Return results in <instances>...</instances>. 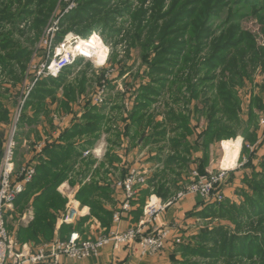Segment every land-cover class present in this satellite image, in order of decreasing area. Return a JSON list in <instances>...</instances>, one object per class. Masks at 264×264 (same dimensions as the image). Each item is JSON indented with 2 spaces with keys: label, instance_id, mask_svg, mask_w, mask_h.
I'll use <instances>...</instances> for the list:
<instances>
[{
  "label": "trees",
  "instance_id": "trees-1",
  "mask_svg": "<svg viewBox=\"0 0 264 264\" xmlns=\"http://www.w3.org/2000/svg\"><path fill=\"white\" fill-rule=\"evenodd\" d=\"M148 1H151V7H145ZM58 2L0 0V74L15 75L13 64H18L24 71L32 56L29 47L14 41L16 33L25 35L18 24L32 17L33 25L29 30L34 29L36 38L40 37ZM77 2L78 8L62 21L63 36L72 32L89 40L95 35L94 31L101 30L100 35L108 44L126 43L128 50L136 48L141 51L140 57L146 65L145 76L149 83H144L136 91L125 135L129 136L134 128L138 136L142 126L145 125V129L153 126L155 120L151 119L152 115L147 110L167 91L170 97L175 98V106L181 108L176 110L168 105L165 122H157L147 141H166L168 133L173 134L174 137L170 139L172 154L166 163L168 168L187 167L193 161L195 152H201L200 165L194 164L192 171L205 176L212 144L229 140L220 143L218 169L221 170L229 165L228 155L230 149L233 150V140L230 139L242 137L245 143L257 141V113L264 112V81L258 87L259 92L251 94L247 119L242 116L243 98L239 92L247 82L253 83L252 74L257 68L264 76V0H138L137 7L129 1L121 2L119 7L115 5V0ZM15 7L17 10L14 12ZM224 14L227 16L225 24L219 31L212 30L213 21ZM119 18H126L128 28L118 23ZM250 19L256 20L259 26L257 31L243 27V21ZM1 22L11 25L12 31L1 33ZM115 57L113 53L112 59ZM72 69L68 67L57 79L40 81L38 88L30 93L24 108L36 102L38 110L35 114H40L44 101L49 97L55 98L61 89L68 102L73 100L77 89L68 85ZM99 81L100 85L108 87L105 75L101 74ZM92 104V100L86 102L81 121L61 136L63 144L47 143L38 165H34V181L20 198V201H29L35 196L32 204L35 218L27 230H22L20 236H23V241L32 240L38 245L50 243L55 214L61 212L66 204L57 189L80 157L74 141L86 137L87 145L93 147L111 122L107 118V107ZM110 109L121 110L118 107ZM9 113L0 104V123L9 124ZM201 118L206 119L205 125L192 126V120L199 123ZM32 120L23 116L21 125H25V121L30 125ZM168 124L172 126L171 131L167 129ZM107 130L109 132L111 128ZM244 150L247 149L243 145ZM115 160L118 161V158ZM93 165L90 162V168ZM248 166H253L251 160ZM260 167L263 169L261 173L254 170L251 177H244L250 189L249 193H244L245 204L238 206L225 198L217 205L202 206L200 211L193 213L202 219L213 217L229 220L235 224L236 231L231 235L224 228H217L211 232H201L197 237L198 243L194 245H178L177 253L184 259L193 256L202 260L201 263L187 260L185 264H233V261L236 264H264V162ZM156 186L154 193L167 201L170 194L168 190L163 193L166 186L160 182ZM110 189L109 185L102 187L91 183L77 195L78 201L83 206H89L91 215L107 229L112 213L104 208L102 200L109 199ZM249 223L251 230L245 232L244 227Z\"/></svg>",
  "mask_w": 264,
  "mask_h": 264
},
{
  "label": "rangeland",
  "instance_id": "rangeland-1",
  "mask_svg": "<svg viewBox=\"0 0 264 264\" xmlns=\"http://www.w3.org/2000/svg\"><path fill=\"white\" fill-rule=\"evenodd\" d=\"M23 3H25L26 0H22ZM129 1L134 7H137L139 5L138 0H115V5H118V7L121 5V2ZM151 1H148L145 5V7H151L152 4H150ZM71 4H74L75 7L73 10H71L68 14H70L72 11L76 10L78 8V2L77 0H59L56 10L54 13L50 16L46 26L42 29V33L40 37L36 38V31L34 29L29 30L30 27L33 25V18H27L23 22L18 24V27L21 31H24L25 35H14V41L21 44L23 47H29V50L32 53V56L30 58V61L26 64V69L23 71L18 64H13L15 68V75H8L6 73L0 74V104L4 109L9 110V124H7L8 129L10 130L12 126V122H14L15 118L20 116V121L22 117H28V119L33 118L31 122L35 123H43V129H46L49 132H54L51 115L53 112V105L55 104L57 100V96L55 98H47L44 101L43 104V110L40 114H35L38 110V103L34 102L32 106H29L27 108L25 107L24 102V95L27 94L30 90L33 92L35 89L38 88V83L45 79H57L53 77H41L38 81V74L41 71V67L46 64L50 59L53 58L55 52L58 49H61L62 47L65 48L64 45L68 43L65 50H71L73 51L75 49V46L80 42L83 41L86 38L80 37L72 32H69L67 35H62V32L64 31V26H62V21L64 19V16L59 23V30L54 34L53 39H49L47 36L48 28H50L53 23L56 21V19L64 12L66 11ZM65 5L64 8L62 6ZM1 7V3H0ZM62 11H61V9ZM17 10V7L14 8V12ZM62 12L59 16L58 14ZM58 16V17H57ZM34 17V16H33ZM226 15H222L220 19H216L213 21L212 30L218 29L220 30V27L225 24ZM126 18H119L118 23H122V25L125 28H128V23L126 22ZM2 23V22H1ZM52 24V25H51ZM243 27L252 31H257L259 29L258 24L256 23L255 19L245 20L243 21ZM29 30V31H28ZM12 31V27L9 24L2 23L1 25V33L7 34L8 32ZM100 31H94V36H92L88 41L89 43L93 44L96 47H100L102 49V55L97 58H80L78 62L73 63L69 67H73L71 73L68 78V85L75 86L74 88L77 89L75 93V98L69 103L71 104V109H77L80 110L83 105L86 104V102H90V100L93 101L92 105H97L94 103V98L98 97L99 94L97 92H101V89L104 91L103 99L105 102L102 103V105H99V107H107V118L111 121L109 125L106 126L107 129L111 128L109 132L105 131V128L101 134L100 142L102 144V149L96 145L97 148L100 149L97 151L98 155L95 154V158L92 157L91 153L94 150L92 147L88 150H85L83 152L84 157H88V159H93L95 162H100V160L105 161L103 162L106 164L105 171L108 172L109 168H112L110 164L115 162V157L118 156L121 162L123 163V171H127L128 169L136 168V170H139L141 172H144V168L146 167L150 173V180L148 182L150 188L157 187L156 183L152 184L151 182L155 181L153 176L157 175L159 177L158 181L161 185H165L166 189L163 191L168 190V193L170 194L167 199L168 202L172 199H174L178 193L184 191L190 184L191 179L193 178V172L192 168H194V164L199 166L200 164V158L196 157L199 156L198 152H195L193 156V161L190 165L187 167H170L167 166V156L168 152L163 150L164 147L168 146V141L164 143H159L157 145L150 144V146L143 152H140L138 148H135V151L133 150L135 145L139 142L140 144L143 142V140H148L149 137L153 134L154 126L157 124V122H165L166 114L168 112V105H170L171 108L179 109L181 106H175L173 103L174 97H170L167 93V91L164 93V95L159 99V101L153 105L149 110H147L148 114H151L152 120H155L153 123V126L150 128L145 129V125L142 126L138 130L139 135H135V130L133 128V131L130 132V135H125V127L127 124H130L129 121V114L131 112L132 106L134 104V100L136 97V91L138 88L143 85L144 83H149L148 77L145 76V70L146 65L143 64L141 57H140V49L132 48L131 51L128 50V45L126 43L122 44H113V42H110L109 44L105 41V39L100 35ZM63 36V37H62ZM70 38L67 40V37ZM72 36V37H71ZM60 37L62 39L60 40ZM79 38L78 40H76ZM35 39V41H34ZM32 41L34 43L32 44ZM67 42V43H66ZM130 51V52H129ZM113 53L116 54V57L112 59ZM68 68V67H67ZM66 68V69H67ZM121 73H124L123 76H121ZM101 74L105 75V79L108 82V87H103V85L99 84V78ZM15 77V79H14ZM252 81L253 83L247 82V85L240 90L239 94L243 98V113L242 116L247 119V107L249 105V101L251 98V94H257L259 92V85L263 83L264 76L261 74V69L257 68L254 73L252 74ZM83 81H85V85H83ZM78 83V85H77ZM67 85V86H68ZM62 90V89H61ZM96 91V92H95ZM254 91V92H253ZM60 93V91L58 92ZM167 93V94H166ZM30 96V95H29ZM67 97L62 93V98ZM68 100V99H67ZM67 102V104H69ZM118 107L121 110H111L110 108ZM60 110L64 113L68 109H66L65 106L60 107ZM56 113V112H55ZM258 114V123H259V129H258V138L255 143H245L243 141V145L246 146L247 150L243 151L242 146V139H230L232 142V149H230L231 153L228 155V161L229 165L221 170H227V174L224 177V179L219 183L217 188V191H214V193H223V196L225 195V189L227 186L231 187V191L229 192L230 195L224 196V200L229 199L235 204L242 205L245 204V196L244 193H249L250 189L248 187V184H245L244 177L249 176L251 177L254 170L256 172L261 173L262 168L260 167V164L264 162V112L263 113H257ZM56 118L53 117V121L55 119L59 120V117L55 115ZM64 117V114H63ZM207 123L205 118H201L200 122L198 123L197 120H192V126L194 125H205ZM30 125L27 124V121H25V126L22 125V130L19 132L18 136V158L21 160L24 158L25 154L30 155L31 153H35L38 155L39 149L35 147L38 145L37 139L35 136V129L32 128ZM168 131L172 130V126L170 124L167 125ZM10 133V132H9ZM38 133V131H37ZM40 135V134H39ZM46 135V134H45ZM119 135V137H118ZM141 135H144L145 137L141 138ZM172 133L170 132L167 136L168 139L173 138ZM51 139V138H50ZM80 140V138H78ZM28 140V141H27ZM33 141H36L33 142ZM78 141V140H77ZM76 141V142H77ZM223 141H229V140H222ZM31 142V143H30ZM136 142V143H135ZM151 142V141H150ZM149 142V143H150ZM220 142L214 143L210 146L209 149V172L207 173H218V171H221L218 169V163L220 159ZM97 143V142H96ZM81 146V145H80ZM80 146L78 148H80ZM95 146V145H94ZM85 147V146H84ZM242 147V149H241ZM104 149V150H103ZM79 151V150H78ZM83 151V150H81ZM86 151H90V155L85 156ZM112 151V155L110 157H107V154H110ZM241 151V152H240ZM106 152V153H105ZM100 153V154H99ZM228 154V150L226 151ZM154 154V156H151ZM170 155L172 153H169ZM203 154V153H202ZM200 154V157L203 155ZM105 155V157H104ZM122 156V158H121ZM99 158V160H97ZM91 159L88 163L85 162V160L80 162L79 168L82 167V171L88 168L90 165ZM111 160H113L111 162ZM192 160V158H191ZM250 160L252 161L253 166H248ZM120 164V163H119ZM25 165V163L18 164L17 162V168ZM126 167L127 170H126ZM121 170V169H120ZM174 170V172H172ZM114 171V170H113ZM113 173V172H112ZM122 173V171H121ZM116 175V174H115ZM122 176V175H121ZM204 176V175H203ZM118 177H120V174H118ZM191 178V179H190ZM159 184V183H158ZM148 185V184H147ZM159 191V190H157ZM156 191V193H157ZM213 193V194H214ZM213 194L208 197H201L199 195H193L196 197V203L199 205V207H207L208 205H217L219 202L215 201ZM137 195V194H136ZM157 195V194H156ZM158 196V195H157ZM160 198V197H158ZM186 198V197H185ZM184 198V199H185ZM64 199V198H63ZM162 199V198H161ZM184 199H181L180 201L175 200L172 205H170L167 209L175 207L178 203L182 202ZM223 200V201H224ZM221 201V202H223ZM147 204V203H146ZM146 206V205H145ZM145 210V207H144ZM192 213H186L183 218V220H180V227H177L178 224H173L172 227H174V230L172 232L171 239L168 241V244L171 242L170 248L167 251V248L165 251H163L159 256H155L152 258L159 259L158 264H185V262H192V263H201L202 260L200 257H189V258H183V256L180 253H177L179 246L178 245H189V244H196L197 237L200 235L201 232L209 231L211 232L213 229L217 228H224L225 231H227L229 234H234L236 231L235 224L230 222L229 220H221L217 218H210V219H202L199 218L196 214ZM188 217V218H187ZM108 219V218H107ZM256 225V224H255ZM254 225V226H255ZM182 226L186 228V230L181 233ZM103 227L105 229H103ZM251 223L247 224L245 228V232L251 230ZM101 229H99L97 232H95L96 236H103L107 235V228L101 223L100 226ZM92 229V228H91ZM90 229V231H92ZM153 230V229H151ZM153 233V231L149 232L148 234ZM95 237L90 232V238ZM181 238V243L176 244L174 240L177 238ZM52 238V237H51ZM50 238V239H51ZM167 244V245H168ZM167 251V253H166ZM175 257V259H174ZM162 258V259H160ZM208 261V260H206ZM233 261V260H231ZM235 261H233V264ZM248 261H244L246 263ZM220 264V263H219Z\"/></svg>",
  "mask_w": 264,
  "mask_h": 264
},
{
  "label": "built area",
  "instance_id": "built-area-1",
  "mask_svg": "<svg viewBox=\"0 0 264 264\" xmlns=\"http://www.w3.org/2000/svg\"><path fill=\"white\" fill-rule=\"evenodd\" d=\"M74 7L75 5L71 4L66 11L58 14L59 16L62 13L59 17L57 16L56 21L48 28L47 37L49 39H53L54 34L59 30L60 20ZM69 38L70 36L67 37V42ZM67 45L68 43L64 45L65 48L58 49L53 58L41 67L36 81L41 77L57 78L67 67L77 62L80 58H87L85 54L81 53L77 45L73 51L65 50ZM103 87H106V85L104 84ZM103 91L101 89L100 93L97 92L99 96L94 98V103L98 106L105 102ZM30 93L31 90L24 95V102ZM19 122L20 116L17 115L7 142H5L4 148L0 149V264H39L46 261L47 258L58 260L61 257L76 261L87 260L99 257L102 249L110 244L115 249L137 244L139 255L142 258L159 256L165 251L174 227H164L153 231L151 234H146L143 231L144 226L148 222L155 221L175 200L180 201L188 195H199L201 197L212 195L214 191H217L216 186L218 187L228 172L227 170H221L218 173H207L205 176H202L199 172H193L191 184L184 191L178 193L174 199L168 202L156 197L150 199L145 206V219L137 228H130L125 232H113L109 235L95 238L88 236L85 239L79 234H73L67 240L57 239L44 244L36 255H31L30 248L27 245L20 246L8 231L6 219V215L14 210L16 201L26 192L36 176V168L32 164H25L17 168L16 149ZM98 150L94 149L91 154L93 156L95 154L98 155ZM88 155H90V151H86L85 156ZM146 181V173L136 170V168L129 169L125 177L118 181L116 187L123 192V202L120 210L114 215L115 223L121 221L123 214L131 211L137 188L144 186ZM213 197L217 202L224 200L222 193H214ZM68 198L67 209L58 220L60 225L75 224L81 214V210L76 206L74 197H71L70 193ZM174 242L180 244L181 238H177Z\"/></svg>",
  "mask_w": 264,
  "mask_h": 264
},
{
  "label": "crops",
  "instance_id": "crops-1",
  "mask_svg": "<svg viewBox=\"0 0 264 264\" xmlns=\"http://www.w3.org/2000/svg\"><path fill=\"white\" fill-rule=\"evenodd\" d=\"M77 85H78V83H77ZM67 102H68V100L65 97L62 98V91L60 90V93H58V95H57V100H56L55 104L53 105L54 109H53V112L51 115V120H52L51 122H52L53 129H54L53 133L49 132L47 129L45 131V129H43V123H38V124L35 122L32 123L31 127L36 128L34 132H35L36 138H38L37 143L39 146H37V145L35 146L39 149L38 155L35 153H31L30 155L25 154L24 158H22L21 160L18 158L19 157L18 156L19 154L17 151L18 145H19L18 136H19L20 130H22L21 121L18 123L16 164L18 162V164L25 163V164H32V165L37 166L39 163L38 162L39 158L43 156V151H44L47 143H49V144H63L61 142V139H60L61 136L67 130H70L73 125H75L76 123H79L81 121V118H82V116L85 112V109H86V104L83 105L80 110L71 109L72 102L71 103L68 102L69 104H67ZM64 104L67 105L66 109H68L66 111V113H64L60 110V107H63ZM63 114H64V117H63ZM55 115L62 116V117H59V120L55 119V121H53V117L56 118ZM31 119H33V118H31ZM161 122H163V121H161ZM12 123H14V122H12ZM7 124L8 123H6V124L0 123V149L1 150L4 148L5 142H7L8 138L10 136L9 132H11V129L13 126V124H12V126L9 130L7 127L8 126ZM23 126L27 127L25 125H23ZM37 131H38V133H37ZM172 137H174V136H172ZM239 138L242 139V146H243L244 139L242 137H239ZM87 139L88 138L83 137V138H80V140L76 139L74 141L75 147H77V150H79V152H80V157L77 160V162L75 163L73 170L68 175L67 179L57 189V191L61 195V197L64 198L66 204H65V208L63 210H61V212L59 211L55 214L56 220H55L54 225H53V235H52V238L50 239V241H48V242H52V241L57 240V239L67 240L73 234H79L82 238L85 239L88 236H90V232L95 237H98V236H96L98 234H96L95 232H97L99 229H101L100 228L101 222L91 215V210H90L89 206H83L80 203V201H78V199H77L78 192L84 186L90 185L91 183H97L98 186H102V187H106L109 185V187L111 188L110 193H109V199L106 198L105 200H102V204H103L104 208L112 213V217L110 220L111 221L110 227L107 229V232H106L107 235H109L113 232H125L130 228H135V227L137 228L140 225V223L145 219L144 207H145L146 203L154 197H156V198L159 197L154 193V188L152 189L149 186L150 182H148V181L151 178V176H150L151 171H149L145 167L144 172L146 173V178H147L146 184L142 187L137 188V195H136L134 201L132 202L131 211L123 214L121 221L118 223H115L114 222V215H115V213H117L120 210V208L122 206V202H123V192L121 190H119L116 187V185H117L118 181H120L121 179H123L125 177V175L127 174V171H123L124 166H123V163L121 162L122 160H120V158L118 156L115 157V158H118V161L115 160L114 163L110 164L112 168H109L108 172L105 171L106 164L103 163V162H106V160L105 161L100 160V162L98 161V162L94 163L93 159H91V158H90L91 162H93L94 165L91 168L89 165L87 169L85 167V170H87V171H82V167L79 168L80 162L85 160V162L88 163L90 160V159H88V157H84V155H83V152L85 150H88L91 148L89 145H87V141H88ZM166 139L169 143H168V146L163 148V150L168 152V156H167V158H168L170 156L169 153H172L171 147H170V139L171 138L168 139V137H167ZM33 142L36 143V141H33ZM98 142L95 144V146L92 147L93 149L97 148L96 147L97 144H98L97 146L102 149V146H100L102 144V142H100V143H98ZM164 142L165 141L157 142V143H153V142L148 143V141L143 140V142L141 144L139 142V144L135 145L133 150L135 151V148H138V150L140 152H143L150 146V144L157 145L159 143H164ZM79 146H80V148H78ZM241 149H242V147H241ZM81 150H83V151H81ZM198 153H199V156H196V157L201 158L200 154H202V153L201 152H198ZM111 155H112V157H114V155L112 154V151L110 154H107V157H110ZM91 156L94 157L93 155H91ZM151 156H154V154H152ZM104 157H105V155H104ZM121 158H122V156H121ZM97 160H99V158ZM120 166H123V167H120ZM208 167L206 168V172H209ZM127 168L128 167H126V170H127ZM121 171H122V173H121ZM118 174H120V177H118ZM153 178L154 179L156 178V179H155V181H153L151 183L152 184H154V183L158 184L159 178L157 177V175H154ZM230 188L231 187L227 186L225 189L226 198H227V196L230 195V193H229L231 191ZM69 193L71 194V197H74V200L76 202V206H78L79 209L81 210V214H80V217L75 224L60 225L58 220L61 217V215L63 213H65V211L67 209V205L69 202V198H68ZM39 194H40V192H38L37 195H39ZM21 197L22 196H20L18 198V200L16 201L14 210L12 212H9L6 215L7 229L12 234L13 238L18 242V244L20 246L27 245L30 248L31 255H36L37 252L39 251V249L43 246V244H41V245L35 244V241H32V240L23 241V236L22 235L20 236L22 230H27L28 227L34 221L35 214H34V209L32 208V204H33V199L35 196H33L29 201H20ZM196 197L197 196L188 195L182 202L175 205V207L170 208V209H166L163 213H161L156 218L155 221L148 222L144 226L143 231L146 234H148L149 232L155 231L157 229H161L164 227H171L173 224H175V225L178 224L177 227H180V220H183L184 216H186L185 215L186 213L188 214L189 212L192 213L195 211H200L202 209L196 203V201H195ZM90 229L92 231H90ZM103 229H105V228L103 227ZM151 229H153V230H151ZM185 230H186V228H184L182 226L181 233H183ZM95 237H93V238H95ZM39 239H41V237ZM41 241H42V243H44L43 239H41ZM171 242L172 241H170V243H169L170 245H171ZM169 244L167 245L168 248L166 246L167 251L170 248ZM167 251H166V253H167ZM160 259H162V258H160ZM158 260L159 259L152 258V257L142 258L139 255L137 244L132 245V246H128V247H122L119 249H115L114 246L112 244H110L107 247H105L104 249H102L100 256L97 258H91V259L81 260V261L72 260V259H69L66 257H61L58 260H55L54 258H47L46 261L40 262L39 264H158L159 263Z\"/></svg>",
  "mask_w": 264,
  "mask_h": 264
},
{
  "label": "bare ground",
  "instance_id": "bare-ground-1",
  "mask_svg": "<svg viewBox=\"0 0 264 264\" xmlns=\"http://www.w3.org/2000/svg\"><path fill=\"white\" fill-rule=\"evenodd\" d=\"M78 49L81 53L85 54L87 58H97L101 57L102 49L100 47H96L93 44L89 43L88 41H80L78 44Z\"/></svg>",
  "mask_w": 264,
  "mask_h": 264
}]
</instances>
